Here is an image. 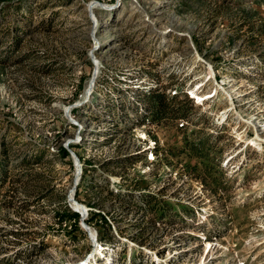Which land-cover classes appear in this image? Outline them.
Segmentation results:
<instances>
[{
  "label": "rangeland",
  "instance_id": "1",
  "mask_svg": "<svg viewBox=\"0 0 264 264\" xmlns=\"http://www.w3.org/2000/svg\"><path fill=\"white\" fill-rule=\"evenodd\" d=\"M86 260L264 264V0H0V264Z\"/></svg>",
  "mask_w": 264,
  "mask_h": 264
},
{
  "label": "built area",
  "instance_id": "2",
  "mask_svg": "<svg viewBox=\"0 0 264 264\" xmlns=\"http://www.w3.org/2000/svg\"><path fill=\"white\" fill-rule=\"evenodd\" d=\"M154 82H156V81H154ZM199 86L200 85L195 84L190 89H195L194 91H196ZM158 88L159 87L155 88L156 91H160V90H158ZM166 93H167L168 97L173 96V97L181 98V97L186 95V97L190 101H192L194 104H198V105H201L202 102L205 101V100H203V101L196 100L195 98H193L189 92V89H187V90L184 89V90L179 91V92L176 89L166 90ZM209 94H210L209 96H211L213 94V92H210ZM204 95H206V94H204ZM139 97H140V99L136 103L137 108H136V111L134 113L136 118H133V120L130 122L132 125L131 127H133V129L142 130V132H140L139 135L136 137L137 139L134 142V148H135L136 152H139L142 155V157H141L142 161L153 164V163H157L158 161L161 160L160 158L163 155V149H162L163 143H162L160 136H158L157 134L149 135L148 130L150 128L152 129L154 126H158L162 120L161 119L156 120L153 117V114H152L148 104L146 102H145V104H142V101H143L142 97L141 96H139ZM128 116H129V118L133 117L132 115L131 116L128 115ZM174 122H175V125H174L175 129L183 130V129H185V127L187 125V117H185V116L177 117L174 119ZM143 126H145V127H143ZM218 164H219V162H218ZM197 183L202 187V183H201V180L199 178L197 180ZM69 209L74 210L73 207H71V206ZM74 211L78 212V210H74ZM93 234H95V232H93Z\"/></svg>",
  "mask_w": 264,
  "mask_h": 264
},
{
  "label": "trees",
  "instance_id": "3",
  "mask_svg": "<svg viewBox=\"0 0 264 264\" xmlns=\"http://www.w3.org/2000/svg\"><path fill=\"white\" fill-rule=\"evenodd\" d=\"M152 98H151V105H150V110H151V112H152V114H153V117L156 119V120H159V119H161L162 120V118H163V116H164V114H166L167 113V106H166V104L164 103V95L162 94V93H159L158 91H156V92H153L152 93V96H151ZM169 98H173V96L172 97H169ZM187 100H189L188 98H187ZM195 145V144H194ZM63 150V149H62ZM196 150H198V151H196ZM200 150H201V148H190V151L191 152H194V155L196 156V157H198L199 159H202L203 158V156H202V154H201V152H200ZM63 152V154L66 156L67 155V153H66V151H62ZM69 163V162H68ZM59 212V211H58ZM57 212V213H58ZM65 214V215H67V217H69V218H71V219H74V220H76L77 219V214L75 213V212H72L68 207H64V209L62 210V212H59V214H58V216H61L62 214ZM56 214V213H55ZM73 231H75V228L73 229V230H70L69 232H73ZM99 238H101L102 236L101 235H99L98 236Z\"/></svg>",
  "mask_w": 264,
  "mask_h": 264
},
{
  "label": "bare ground",
  "instance_id": "4",
  "mask_svg": "<svg viewBox=\"0 0 264 264\" xmlns=\"http://www.w3.org/2000/svg\"><path fill=\"white\" fill-rule=\"evenodd\" d=\"M95 76H92V78H91V81H93V78H94ZM92 87V86H91ZM91 89V88H90ZM89 91H91V90H89V88L88 89H86V93H89ZM192 95V94H191ZM208 95V94H207ZM213 95V94H212ZM211 95V96H212ZM204 96H206V95H204ZM211 96H209V97H211ZM192 97H193V95H192ZM208 97V98H209ZM194 98V97H193ZM76 207V208H75ZM75 207H73V209L74 210H82V207H80L79 205H78V203L76 202V205H75ZM77 208H79V209H77ZM94 238V237H93ZM87 261L88 260H86V261H81V262H79L78 264H87Z\"/></svg>",
  "mask_w": 264,
  "mask_h": 264
}]
</instances>
